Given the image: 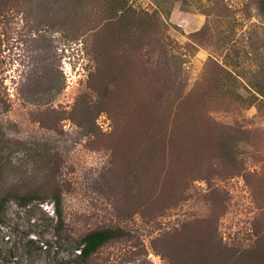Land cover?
Instances as JSON below:
<instances>
[{"label": "rangeland", "instance_id": "374dc122", "mask_svg": "<svg viewBox=\"0 0 264 264\" xmlns=\"http://www.w3.org/2000/svg\"><path fill=\"white\" fill-rule=\"evenodd\" d=\"M263 94L264 0H0V264H264Z\"/></svg>", "mask_w": 264, "mask_h": 264}, {"label": "trees", "instance_id": "16d2710c", "mask_svg": "<svg viewBox=\"0 0 264 264\" xmlns=\"http://www.w3.org/2000/svg\"><path fill=\"white\" fill-rule=\"evenodd\" d=\"M259 91V90H258ZM261 93V92H259ZM262 94V93H261ZM264 95V94H263ZM55 212L60 216L62 215V198L57 196L55 198ZM1 221V214H0ZM114 231L109 229L95 230L86 234L79 244V255L84 259L90 257L95 253L104 243L112 238Z\"/></svg>", "mask_w": 264, "mask_h": 264}]
</instances>
